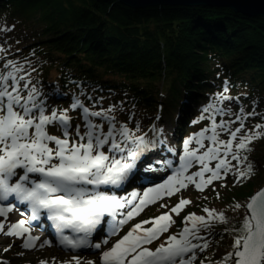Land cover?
<instances>
[{
	"label": "snow or ice",
	"instance_id": "obj_1",
	"mask_svg": "<svg viewBox=\"0 0 264 264\" xmlns=\"http://www.w3.org/2000/svg\"><path fill=\"white\" fill-rule=\"evenodd\" d=\"M4 30L10 29H0ZM30 77L31 73L13 60L0 66V217H3L0 233L21 239V247L26 250L52 246L51 239L37 243L40 237L32 235L42 214L51 222L61 248L73 252L101 250L145 208L189 184L203 192L230 175L235 184L253 175V165L244 153L252 151L250 145L254 140L264 137V123L247 128L246 121L255 116L264 120V114L255 109L246 112L242 106L234 111L231 103L225 102L239 98L226 94L227 82L223 91L216 94V101L204 106L201 115L192 122L209 120V125L183 140L182 153L175 160L154 155L163 146L175 156L176 150L168 146L163 128L153 125L149 129L153 135L149 137L139 121L130 128L128 123L117 120L115 113L124 110V102L104 108L103 97L93 100L81 90L73 94L68 108L52 106L49 97L32 84ZM52 95L65 94L57 87ZM77 110L81 123L73 126L74 117L69 113ZM133 115L130 114L129 121ZM49 128L58 129L61 135L50 134ZM225 134L228 138L222 139ZM193 144L196 147H191ZM194 167L198 170L191 172ZM166 170H171L166 179L144 188L143 192L134 190L121 197L115 191L102 190L120 189L140 173ZM144 178L140 176L141 180ZM190 203L181 198L169 212L134 224L110 248L100 252V264H194L197 252L211 246L201 233L211 236L220 224L226 226L224 232L232 237L233 243L220 260L209 264H264V188L246 204L237 202L231 206L234 212L245 209L239 227L232 224L224 211L205 206L202 211L206 215L189 213L177 233L155 248L148 247L176 223L172 214L179 216ZM18 204L27 206V214L22 212L23 218L12 223L8 215ZM125 208L126 212L120 211ZM148 224L152 226L144 227ZM66 230L71 234H65ZM98 230L104 236L100 242H94L92 237ZM55 261L53 257V264ZM73 262L82 264L79 256L62 264ZM40 264L48 262L42 260ZM86 264L95 262L88 260Z\"/></svg>",
	"mask_w": 264,
	"mask_h": 264
},
{
	"label": "trees",
	"instance_id": "obj_2",
	"mask_svg": "<svg viewBox=\"0 0 264 264\" xmlns=\"http://www.w3.org/2000/svg\"><path fill=\"white\" fill-rule=\"evenodd\" d=\"M0 14L25 38H32L20 54L29 53L35 78L42 83L52 79L73 94L83 90L94 98L111 96L114 104L124 102L127 112L115 115L120 122L128 118L132 128L136 121L142 125L153 118L157 108L168 115L193 92L211 99L225 82L226 94L239 97L238 108L264 114L261 17L227 7L133 10L116 0H0ZM249 119L247 128L264 123L259 116ZM178 130L179 124L175 133ZM250 147L252 151L244 153L249 162H264V137ZM254 175L238 185L231 175L214 182L189 210L196 215H206L205 206L224 211L239 227L245 209L234 212L231 206L246 204L264 184V166ZM225 227H215L207 258L220 259L231 250L233 240Z\"/></svg>",
	"mask_w": 264,
	"mask_h": 264
},
{
	"label": "rangeland",
	"instance_id": "obj_3",
	"mask_svg": "<svg viewBox=\"0 0 264 264\" xmlns=\"http://www.w3.org/2000/svg\"><path fill=\"white\" fill-rule=\"evenodd\" d=\"M11 23H14V22L7 21L5 16L3 14L2 15L0 14V29H9V25H11ZM30 41H32L31 37L25 38V36H23V34L18 32L17 29H15V28L11 29L10 31L9 30L0 31V48L5 50L3 52H0V57H2L8 51H11L14 49H19V48H22L24 46H27L30 43ZM188 103H190V102H188ZM205 104H206V102H205ZM179 107H180V104H179V106L174 107L171 110L172 114H170V113L168 114L170 119L167 117V115H164L163 120L160 122L161 127L170 133V135H171L170 144H172L173 148H175V150H176L175 156H173V154L170 153V156L167 157L168 159L170 158V159L178 160V157L182 153V150H183V145L181 144V140L175 139V136H177V134L173 133L174 128L178 124H180L179 130L182 128V132L184 133L183 130L186 128V126H188V125L190 126V124L188 123L189 122L188 119L190 116L187 117L185 122L184 121L181 122L180 114H178L181 111H177V109ZM192 109H193V111L199 110V109H196L194 107H192ZM207 125H209L208 120H205V122L202 124L201 128H200L201 125H198V126L191 125L190 128L186 131L185 135L187 137H189L193 133L199 132L201 129H203ZM172 128H173V130H172ZM55 132L57 133L56 135H58V136L61 135L57 130ZM255 141L256 140H254L253 142H255ZM207 143L208 142L205 141V144H207ZM191 147H196V145L193 144V145H191ZM259 162H261V163L259 164ZM263 163H264L263 159H260V158L259 159L257 158V161L252 163L253 175H251V178L256 177V175H254L256 170H258V169L260 171L262 170V167L264 166ZM194 170L197 171L198 169L196 167H194ZM170 174H171L170 171L160 172L158 175V177L161 176L160 179L156 180V181L154 180L150 184L161 183ZM148 180H151V179H148ZM233 182H234V179H233ZM235 185H238V184H235ZM198 193H200V192L196 191L195 186L193 184H189V186L186 189H182L180 192L176 193L175 195H173L171 197H165L164 199L158 201L157 203L148 206L147 208H145L143 210V212H141L140 215H141V217H143V221H145V220H148V218H150L152 215L157 214L159 212H169L170 208L175 206L181 198L188 199L191 201V203H193L195 201L196 197L198 196ZM162 204L167 205L168 207H161ZM187 206L184 207L183 211L180 213L179 216L175 215L174 213L172 214V219L175 220L176 223L174 225H172V227L169 229V231H170L173 228V230L170 234H174L181 229V228H178V226H181L180 220L183 216L184 211H186L184 213V216H187L189 213H192V211H187L189 209V208L186 209ZM140 215L138 216V218H140ZM0 219H3V217H0ZM9 221L12 223H15V221L13 219H9ZM149 226H150V224L147 226H144V227L147 228ZM168 232L166 234H168ZM20 240L21 239H17L14 236H7V235L0 233V264H3V262H6V264H35V263L40 264V261H42V260L47 261L48 264H53V257L56 258L55 264H62V262H64V261H71L72 260L73 255L58 252L53 247H45L43 249L36 248V249H32V250H26V249L21 247V245L19 243ZM22 242L23 241L21 240V244H22ZM106 246L107 245H104V248ZM5 249H8V251H5ZM93 252L95 253V251H93ZM93 252H90L87 255L79 256L81 258L82 264H86V261H88V260H92L95 262V264H98L97 260H96V255ZM73 264H74V262H73ZM195 264H200V263L196 262Z\"/></svg>",
	"mask_w": 264,
	"mask_h": 264
},
{
	"label": "water",
	"instance_id": "obj_4",
	"mask_svg": "<svg viewBox=\"0 0 264 264\" xmlns=\"http://www.w3.org/2000/svg\"><path fill=\"white\" fill-rule=\"evenodd\" d=\"M133 10L154 7H227L248 17L264 19V0H116ZM264 188V186L262 187ZM261 189V188H260ZM259 189V190H260ZM258 190V191H259ZM256 193V192H255ZM254 193V194H255Z\"/></svg>",
	"mask_w": 264,
	"mask_h": 264
},
{
	"label": "bare ground",
	"instance_id": "obj_5",
	"mask_svg": "<svg viewBox=\"0 0 264 264\" xmlns=\"http://www.w3.org/2000/svg\"><path fill=\"white\" fill-rule=\"evenodd\" d=\"M166 137H167V144H168V146L173 147V145L170 144V138H169V135L168 134L166 135ZM154 155L160 157V154L157 151L154 152ZM151 158H152L151 156L148 157V159H151ZM158 173H160V172H154V173H150V174L140 173V175L145 177L143 180H148V179H151L152 177H154L155 175H157ZM136 182L137 181H134L133 184H132V181H129L128 183H126L124 185L125 189L128 188V187H130V186H133V189L135 190L136 187L139 185V184L135 185ZM120 232H122V230ZM32 235H33V233H32Z\"/></svg>",
	"mask_w": 264,
	"mask_h": 264
}]
</instances>
